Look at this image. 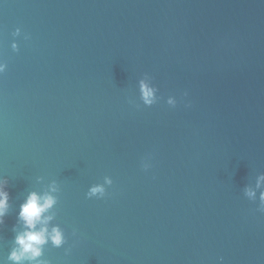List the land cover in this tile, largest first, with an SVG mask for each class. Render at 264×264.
Segmentation results:
<instances>
[{"label": "water", "instance_id": "water-1", "mask_svg": "<svg viewBox=\"0 0 264 264\" xmlns=\"http://www.w3.org/2000/svg\"><path fill=\"white\" fill-rule=\"evenodd\" d=\"M0 60V258L54 182L48 264H264V0H0Z\"/></svg>", "mask_w": 264, "mask_h": 264}, {"label": "clouds", "instance_id": "clouds-1", "mask_svg": "<svg viewBox=\"0 0 264 264\" xmlns=\"http://www.w3.org/2000/svg\"><path fill=\"white\" fill-rule=\"evenodd\" d=\"M19 34L20 29L17 28L12 35L18 36ZM11 48L15 51L17 44L13 42ZM6 67V63L0 60V74L5 72ZM157 91L158 89L146 82V80L139 81L140 100L146 107L157 102L159 99L156 95ZM183 95L186 97L187 92ZM165 102L173 108L178 103L177 99L173 96H169ZM188 106L190 105L186 103L185 107ZM141 166L144 170H147L150 164L142 162ZM260 180H264V177L258 179V187ZM111 184V178L105 176L102 184L91 185L85 195L87 198H103L105 195V185ZM6 185L7 180L0 177V224L3 223V217L6 215L8 209L9 193L6 190ZM56 190L55 183L53 182L49 186V192L43 194L30 192L23 203L19 205L17 220L21 222L22 229L16 232L13 247L9 250L6 257L0 258V264H48L47 260L41 258L44 246L51 244L54 248H60L65 244L63 230L58 225L49 226L53 220V216L48 213L56 204V197L51 193H54ZM246 194L249 197L255 196V193L251 190L247 191ZM259 201L260 206L257 208V211L264 213V191L260 192ZM67 252L68 249H65L66 254ZM220 261L222 264V258H220Z\"/></svg>", "mask_w": 264, "mask_h": 264}]
</instances>
